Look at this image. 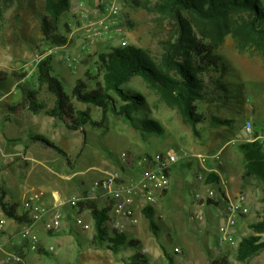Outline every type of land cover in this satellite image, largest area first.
Here are the masks:
<instances>
[{
  "label": "rangeland",
  "instance_id": "rangeland-1",
  "mask_svg": "<svg viewBox=\"0 0 264 264\" xmlns=\"http://www.w3.org/2000/svg\"><path fill=\"white\" fill-rule=\"evenodd\" d=\"M144 1L151 6L157 0ZM70 2L69 10L63 12L58 20L59 30L67 32L68 37L67 43L62 46L51 45L42 39L40 24L45 13V0L14 1L0 9V113L5 112L9 104L20 98L13 72L25 74L21 82L29 81L36 90L37 63L46 55L51 56L53 72L66 91L70 92L78 80L87 84L85 90H98L101 88L102 78L96 71L95 62L101 52H107L112 47L134 45L144 49L154 61H159L164 42L175 32L172 21L157 20L156 13L144 7L130 8L123 0ZM112 5L117 6L116 12L111 10ZM126 13L135 24L133 27L127 23ZM66 24L70 27L69 31ZM105 25H108L107 30L104 29ZM94 31L101 33L95 36L92 35ZM123 40L125 45H122ZM216 52L221 55L226 70L202 75L206 84V96L205 100L197 102V110L203 114L205 120L195 128L184 121L175 108L166 105L142 77L133 76L123 88L143 96L142 109L134 114L139 119L158 120L163 127L161 134L134 128L121 115H114L109 110L103 112L100 107L86 105L73 98L77 109L89 108L97 125L86 124L79 131L82 142L67 154L70 163L53 149L36 151L35 154L55 168L65 167L67 164L87 175L102 172L90 179L93 181L102 177L106 171L124 166L123 152L127 156L126 162H131L143 153L171 148L181 151L185 157L172 169L170 185L153 207V220L159 227L158 231L155 233L150 230L149 220L143 212L135 231H126L130 238L139 240V250L153 262L160 259V252L163 254L162 247L166 245L176 264H184L183 258L188 264H194L190 261L192 250L187 251L184 257L180 252L185 251V246L195 249L193 246L196 243L205 240L206 233L199 229L207 231L210 241L220 235L219 225L223 218L218 217V207L210 206L213 201L205 196L207 189L218 188L206 181L208 174L213 172L209 170L210 167L217 165L218 158L223 162L220 169L225 174L224 179L230 177L226 185L235 190L230 195L234 197L245 190L249 205V211L238 219L233 240L229 242L234 245L244 236L258 235L252 224L258 220L262 206V183L254 177L244 176V155L237 148V144L247 143L242 133L247 120L252 124L254 132L257 130L255 121L252 118L247 119V111L254 117L264 118V58L254 51H239L230 35L225 36ZM89 70L91 78L86 75ZM218 82L224 83L227 89L221 90ZM37 96L49 107L53 105V96L44 88L38 89ZM61 130H58L56 140L62 145L64 140L59 137ZM41 133L45 138L48 136L46 132ZM232 140L236 143H231ZM259 143L264 149V143ZM204 166L208 168L205 169ZM199 175H202L201 179L196 178ZM85 211L88 213L81 215L87 214L90 218L89 229L84 230L76 225L74 231L69 228L68 232H64L62 226L68 223L65 218L62 229L45 232L44 235L40 233L43 241L55 247L50 252L54 256H41L40 264H80L79 259L83 258L80 252L87 248L106 254L114 261L129 264V258L135 249L128 244H122L114 252L106 243L96 245L93 241L94 221L89 211L83 212ZM72 215L74 224L75 213ZM104 226L109 233L112 232L111 226L107 223ZM63 234L70 235L61 237ZM260 236L264 240V233H260ZM175 247L179 252H175ZM200 250L201 264H204L208 255L204 249ZM25 262L31 263L29 259Z\"/></svg>",
  "mask_w": 264,
  "mask_h": 264
},
{
  "label": "trees",
  "instance_id": "trees-1",
  "mask_svg": "<svg viewBox=\"0 0 264 264\" xmlns=\"http://www.w3.org/2000/svg\"><path fill=\"white\" fill-rule=\"evenodd\" d=\"M14 1L20 0H0V9ZM123 2L130 8L144 7L156 13L157 20H170L174 23L175 32L164 42L159 61H154L144 49L134 45L112 47L107 52H101L95 62L96 71L102 78L101 88L85 90L87 84L78 80L68 92L53 72L51 56L46 55L37 63L36 90L29 81L21 82L25 74L13 72L21 99L8 106L9 111L44 112L61 120L70 130H83L86 124L97 125L88 107L85 110L76 108L73 103L75 98L86 105L100 107L103 112L109 110L114 115L123 116L134 128L161 134L163 127L158 120L139 119L134 114L142 109L143 96L123 88L133 76H140L166 105L175 108L184 121L195 128L205 120L203 114L197 110V102L205 100L206 96V84L202 75L226 70L221 55L216 52L225 36L230 35L233 38L239 51H254L264 58V0H157L151 6L144 0ZM70 5V0H45V13L41 18L40 28L42 39L47 43L54 46L67 43V32L59 30L58 20L63 12L69 10ZM125 19L129 26L135 25L127 13ZM66 27L69 31L68 24ZM86 75L91 78L90 70ZM218 87L221 90L227 89L222 82H218ZM41 88L53 96L51 107L38 99V89ZM254 135H258L256 129ZM34 139L53 148L70 163L66 152L58 145L41 135L34 136ZM259 142L257 139L237 144V148L244 155V176L258 179L262 183L263 191L259 218L252 224L258 235H248L240 239L236 257L241 261L264 249V240L260 236V233H264V152ZM219 179L215 172L206 177L207 184L218 183ZM3 199L4 191L0 187V207L6 215L15 217ZM78 208L79 212L87 209L92 216L95 231L93 241L96 245L106 243L108 248L117 252L122 244H128L135 249L129 258L130 264H156L150 263L147 255L139 250V240L130 238L126 232L115 229L111 233L107 231L104 223L109 216L110 205L99 207L95 200H88L80 201ZM142 212L149 220L150 230L156 233L159 227L153 220L154 208L148 206ZM16 220L20 218L16 217ZM38 253L51 254L42 246ZM165 255L169 264H176L166 252Z\"/></svg>",
  "mask_w": 264,
  "mask_h": 264
},
{
  "label": "crops",
  "instance_id": "crops-1",
  "mask_svg": "<svg viewBox=\"0 0 264 264\" xmlns=\"http://www.w3.org/2000/svg\"><path fill=\"white\" fill-rule=\"evenodd\" d=\"M20 99L21 95L18 100L12 102L9 106L17 103ZM255 108H257L256 105ZM247 116V119L252 118L255 121L258 134H264V118H261V116L254 117L249 111H247ZM59 129H62L59 136L64 140V144L62 145L56 140ZM35 131H37V133H35ZM79 131L80 130L68 129L61 120L47 115L44 112L33 113L28 110L11 112L7 107L5 112L0 113V187L4 191L3 201L6 207L15 215V217L6 215L4 210L0 207V215H5L7 218L4 231L5 234H15L20 224L24 222V220H27L23 212L22 202L25 196L31 193L44 192V194L40 196V201L47 206L51 212L56 210H63V212L67 214L75 212L67 203H62L72 196L82 198L92 182L90 179L93 176L101 175L102 172H94L92 175H87L84 171L75 170L74 167H70L67 164H65V167L61 166L60 168L51 166L48 161L39 159L35 154L36 151L51 150L53 148L44 145L39 140H35L34 136L41 135L45 137L41 132H46L48 134L46 138L58 145L69 155L72 148L77 147L82 142V136ZM262 151L264 152V149H262ZM204 168L207 169L208 167L204 166ZM220 175L225 184L226 193L229 195L230 193H235L233 188H229L226 185L230 177L225 180V174L223 175L221 169ZM242 191L245 192V190ZM83 201L86 202L88 200ZM95 201L98 206L100 204L99 207L104 206V204H102L104 203L103 200L95 199ZM84 210L87 209L84 208L81 212L78 211L80 216H82V213H88L87 211L83 212ZM16 217H19L20 220H16ZM82 217L85 221H90L87 214ZM65 221L70 224L67 223L66 226L63 224L62 227L65 229L64 232H68L69 228H71L70 231H74L76 224H73V221L68 219V216ZM36 228L39 233L44 235L43 221L39 222ZM199 230L206 233L205 240L196 243L193 246L195 249L185 246V251L180 252L184 257L185 254L187 255V251L192 250L193 252L190 253V261L194 264L197 262H200V264L202 263L200 249H204V252L208 255L205 259L206 263L204 264H238L237 262L241 264H250L251 261L252 264H264V249L245 261H241L236 257V249L239 242L232 245L229 241H221V235L215 236V238L210 241L207 237V231L205 232L202 229ZM69 235L70 234H63L61 237H67ZM41 237L43 239V236ZM42 242L43 244H47L45 240H42ZM162 250L163 254L160 252V259L155 262L149 259L150 263L169 264L165 252L174 262L173 256L168 251L166 245H163ZM80 253L83 256V258L81 257L79 259V261H81L80 264H92L97 262L99 264H123L108 258L106 254H100L97 250H91V248L84 249ZM43 255L46 254L26 252L22 263L13 264H27L25 262L27 259L30 260V264H40V258ZM46 256L53 257L54 255L50 254ZM182 262L188 264L184 258ZM0 264H8L1 250Z\"/></svg>",
  "mask_w": 264,
  "mask_h": 264
},
{
  "label": "built area",
  "instance_id": "built-area-1",
  "mask_svg": "<svg viewBox=\"0 0 264 264\" xmlns=\"http://www.w3.org/2000/svg\"><path fill=\"white\" fill-rule=\"evenodd\" d=\"M111 10L117 11V6L112 5ZM85 15V14H84ZM108 25L104 26L107 30ZM101 31H94L92 35L98 36ZM125 40L122 45H125ZM66 60H69L67 58ZM71 63V62H69ZM252 124L247 121L242 133L245 141L260 140L264 143V134L254 135ZM231 143L235 144V140ZM201 157L200 154L197 155ZM184 154L176 149H167L154 153H143L126 162V153H122L124 166L106 171L105 174L93 180L82 198L69 197L62 204H68L75 212L74 223L84 230L91 227L78 213V204L83 200L101 199L104 206L110 205L109 216L105 223L119 232L135 231L141 221V214L145 207H154L161 195L170 185V174L174 166L184 158ZM222 160L218 158L217 165L209 170L219 176L218 188H209L205 196L213 202L210 206L218 207L217 215L223 221L219 225L220 240L232 241L235 225L242 214L249 211L248 199L245 192H238L234 197L226 193L225 184L220 175ZM201 179L202 175L196 177ZM210 184V185H211ZM44 192L31 193L25 196L22 207L27 220L20 224L15 234H5L7 218L0 215V250L6 262L22 263L26 252H38L42 246L49 252L54 251V245L43 244L41 234L36 226L43 221L45 232L58 231L63 220L68 216L73 220L72 213L52 211L40 201ZM196 217H199L198 215ZM175 252L179 249L175 247Z\"/></svg>",
  "mask_w": 264,
  "mask_h": 264
}]
</instances>
